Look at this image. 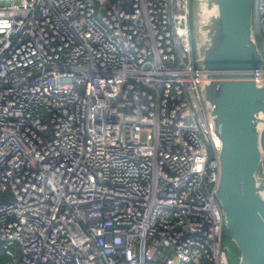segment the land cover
I'll return each instance as SVG.
<instances>
[{
    "label": "built area",
    "instance_id": "1",
    "mask_svg": "<svg viewBox=\"0 0 264 264\" xmlns=\"http://www.w3.org/2000/svg\"><path fill=\"white\" fill-rule=\"evenodd\" d=\"M190 14L0 0V264H230ZM252 27L264 84V0Z\"/></svg>",
    "mask_w": 264,
    "mask_h": 264
},
{
    "label": "water",
    "instance_id": "2",
    "mask_svg": "<svg viewBox=\"0 0 264 264\" xmlns=\"http://www.w3.org/2000/svg\"><path fill=\"white\" fill-rule=\"evenodd\" d=\"M194 39L202 97L220 140L216 197L241 264H264V84L253 79L262 55L254 0H194Z\"/></svg>",
    "mask_w": 264,
    "mask_h": 264
},
{
    "label": "rangeland",
    "instance_id": "3",
    "mask_svg": "<svg viewBox=\"0 0 264 264\" xmlns=\"http://www.w3.org/2000/svg\"><path fill=\"white\" fill-rule=\"evenodd\" d=\"M194 5H195V1L190 0V9H191L190 26H191V29L193 31L192 43L194 46V51L192 54L193 57L196 56L195 39H194L195 38L194 37ZM260 53H261V51H260ZM222 247L225 250V253L227 255L229 263L230 264H236L238 262L239 252H238L236 246L234 245V243L232 242L231 237L228 234L226 229H224V233H223Z\"/></svg>",
    "mask_w": 264,
    "mask_h": 264
},
{
    "label": "trees",
    "instance_id": "4",
    "mask_svg": "<svg viewBox=\"0 0 264 264\" xmlns=\"http://www.w3.org/2000/svg\"><path fill=\"white\" fill-rule=\"evenodd\" d=\"M238 259H239V257H238Z\"/></svg>",
    "mask_w": 264,
    "mask_h": 264
}]
</instances>
